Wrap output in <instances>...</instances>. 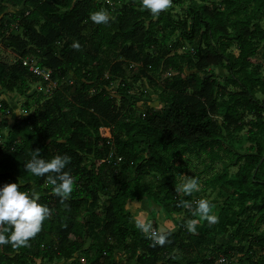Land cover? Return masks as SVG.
Returning a JSON list of instances; mask_svg holds the SVG:
<instances>
[{"label": "trees", "instance_id": "obj_1", "mask_svg": "<svg viewBox=\"0 0 264 264\" xmlns=\"http://www.w3.org/2000/svg\"><path fill=\"white\" fill-rule=\"evenodd\" d=\"M199 1H191L185 18L175 21L172 6L180 7L184 0H171L158 16L138 0H0V45L15 57L11 64L0 61V88L23 96L34 85H46L22 65L27 57L49 70L50 82L57 85L34 115L13 122L1 146L0 187L17 183L30 195L35 190L49 214L27 245H0V264L37 259L49 264H121L116 252L134 264H214L221 256L230 264L227 258L234 254L240 255L239 264H264V230L258 233L264 227V99L256 96L264 97V55L259 56L264 28L256 19L264 14V0ZM8 7L20 8L18 16L9 15L20 35L5 36ZM101 10L109 14L108 23L91 20ZM165 32H178L179 39L166 46ZM75 42L79 49L72 47ZM110 54L121 56L137 76L123 78L120 63H112ZM217 67L227 75H216ZM68 73L76 82L63 83ZM138 78L158 92L163 109L136 117L127 99L116 100L108 92L120 80L118 95H127L128 81ZM8 110L0 102V119ZM1 120L4 129L7 122ZM244 128L251 145L244 155L234 154L242 164L227 182L228 203L217 210L215 223L208 222L212 229L190 231L187 223L199 214L197 202L177 190L181 171L175 169L173 175L174 161L195 151L198 158L205 156L206 168L224 158L222 151L228 152L223 132ZM36 149L46 160L70 157L64 171L74 177V186L67 200L61 202L52 191L49 174L27 172L25 164ZM100 197L107 200L102 218L90 212L75 219L77 201L86 199L91 207ZM149 201L181 215L175 232L146 235L132 222L131 205ZM248 210L257 217L247 215ZM239 215L244 217L240 223ZM91 223L102 236L84 249ZM234 225L237 233L229 239L242 245L216 244L226 226Z\"/></svg>", "mask_w": 264, "mask_h": 264}, {"label": "rangeland", "instance_id": "obj_2", "mask_svg": "<svg viewBox=\"0 0 264 264\" xmlns=\"http://www.w3.org/2000/svg\"><path fill=\"white\" fill-rule=\"evenodd\" d=\"M110 3L111 0H106ZM141 2V0H138ZM191 1H195L199 3V0H184V3L182 6L174 5L172 8V18L177 20H183L186 16L187 8L190 5ZM6 16L5 21L9 23L8 26V32L5 34H21V29L17 27V22L9 15L18 16L20 13V8H7L5 11ZM258 23L264 28V14H260V17L257 18ZM163 37L164 44L166 46L176 42L179 39L178 32H174V34H168V32H165V34H161ZM1 40V39H0ZM61 45V42L56 44L54 46V51L57 52L58 47ZM230 52H232L235 56L237 55V51L234 47L230 49ZM264 55V46L261 44L259 46V56ZM14 54L11 52V50L6 49L4 46L0 48V61H3L7 64H11L14 60ZM109 60L112 63H120V69L121 73L123 75V78L131 80L133 77H136L138 74V71L136 69H132L128 64V62L124 61L123 58L119 55H109ZM213 72L216 75H222L226 76L227 71L222 68H215ZM105 74V77L106 78ZM262 77L264 78V72H262ZM125 79V81H126ZM119 81L117 80L114 83L111 84L110 88L108 89V92L111 94L112 97H114L116 100H119L121 97H124L129 101L133 108H134V114L136 117L141 116L146 110H151L153 113H157L159 109H163L165 105L162 103L160 98L158 97V92H153L151 89L147 88L148 84H146V81L143 79L135 80L134 82L128 81L129 84V91L127 95H118V85ZM76 82L73 75L71 73H68V77L63 82L64 84H69ZM132 83V84H131ZM147 86V87H146ZM57 85L54 83L51 85V87L43 88L41 90L35 89V86H33V90H31L26 93L23 96H20L18 94H15L14 92H8L4 91L0 88V102H5L9 106V110L6 113V116H4L1 119L6 120L7 126L6 128H2L1 122L3 120L0 119V157H1V146L3 142L6 139V135L9 131L10 126L13 124V122L18 119L19 117H27L29 115H34V113L41 109L42 103L47 100L48 95L51 91H54L56 89ZM143 91H147L148 94H143ZM41 96V99L39 97ZM257 98L260 100H263L264 97L260 94H256ZM25 108H28L27 111H25ZM245 121H248L250 119V116L248 114L244 115ZM247 128H244L241 132H234L230 131L229 133L223 132L224 140H225V147H227L228 152L222 154V159L213 160L208 167L202 166V159L205 157L204 155L201 156V158H198L195 151L190 152L189 154L183 155L179 158H177L174 161V170L173 175H176L177 170L179 169L181 171V174L179 176H176V183L178 188L180 189L181 185L186 182L187 178H197L199 182V189L195 190L191 193L193 199L197 202L200 199H206L210 202L214 203L215 209L212 210L211 214H214L217 218L218 214L216 213L218 209L221 207L226 206L225 204L228 203V188H227V182L232 181L234 178V174L236 173L239 166L242 164V160L238 159L237 155L242 156L246 152V150L250 147V143L247 141L245 132ZM237 154V155H234ZM200 174H197V173ZM217 179V182L213 183V180ZM145 181V180H144ZM227 190V191H225ZM107 202L106 198L100 197V201L97 202L94 206H89V201L86 202V199L77 201L76 205V214L75 219L81 220L83 216L88 215L90 212H93L96 214V218L100 219L102 218L101 214V207L105 205ZM147 202H144L140 204L139 207L136 205H131L130 210L132 217V222L137 225H144V227L147 230H143L146 235L150 234L151 231L154 232H175L177 227L176 224L180 220L181 215H176L170 212V208L162 209L160 210L158 206H156L152 201H149L148 205H146ZM137 207V210H136ZM232 209L235 211L239 210L237 205H232ZM156 214V216H153V214ZM231 213V212H229ZM247 215L249 216H256V212L253 210H248ZM243 216L239 215L238 220L239 223L243 221ZM257 219V218H256ZM255 219V220H256ZM195 220L197 221L195 231H202L204 227H207L208 229H212V225L208 224V221L204 219L200 214H198L195 217ZM254 220V221H255ZM239 226H242L245 228V224H239ZM91 234L90 238L87 239L84 249L89 247L92 242L98 243V239L101 238V233L99 231V228L91 223ZM238 225L234 226H226L225 228V234L220 236L216 240V244L225 246H240V242L236 239H229V235L235 236L237 233ZM264 230V227H261L258 230V233H261ZM115 260L118 263H126V264H134L133 262L127 263L125 261L124 256L120 252H116ZM228 262L230 264H239L240 255L234 254L230 258H227ZM31 264H49L44 260H35ZM57 264V263H55Z\"/></svg>", "mask_w": 264, "mask_h": 264}, {"label": "clouds", "instance_id": "obj_3", "mask_svg": "<svg viewBox=\"0 0 264 264\" xmlns=\"http://www.w3.org/2000/svg\"><path fill=\"white\" fill-rule=\"evenodd\" d=\"M142 7L149 10L153 15H159L166 10L171 0H141ZM91 20L97 24L108 23L109 14L106 11H96L91 14ZM73 48L79 49L78 42L73 43ZM70 162L68 155H56L51 160L41 157L40 150H32V158L25 164L27 172L34 176L43 177L45 174L48 181L53 186L52 191L61 198V202L67 200L74 186V177L64 171ZM199 189L197 178H187L179 190L186 194H191ZM39 193L33 190L30 195L20 191L17 183L5 184L0 187V245L11 244L13 247L27 245L29 239L40 232L42 222L49 214L47 206L40 204ZM196 211L209 223H215L217 217L212 212V206L206 199L197 201ZM197 221L189 220L187 227L190 231H195ZM143 230H147L144 225H138ZM159 243H164V237L159 238Z\"/></svg>", "mask_w": 264, "mask_h": 264}, {"label": "built area", "instance_id": "obj_4", "mask_svg": "<svg viewBox=\"0 0 264 264\" xmlns=\"http://www.w3.org/2000/svg\"><path fill=\"white\" fill-rule=\"evenodd\" d=\"M0 48H1V45H0ZM21 60H22V65L24 67H27L29 72L33 73L37 77H40L42 79V82L46 83V85L44 87L42 86L43 85L42 83L34 85L35 89L41 90L43 88L51 87V85L53 83L50 82L51 78H50V71L49 70L38 68L36 66V60L34 58L27 57V58H23ZM32 90H33V88H32ZM111 157H112V155H110V158ZM120 160H121V158L117 157L116 163L120 162ZM154 233H155L154 231H151L150 235L154 234ZM225 260L226 259L221 256L214 262V264H224L226 262Z\"/></svg>", "mask_w": 264, "mask_h": 264}, {"label": "crops", "instance_id": "obj_5", "mask_svg": "<svg viewBox=\"0 0 264 264\" xmlns=\"http://www.w3.org/2000/svg\"><path fill=\"white\" fill-rule=\"evenodd\" d=\"M137 207H139L140 205H136ZM137 207H136V210H137Z\"/></svg>", "mask_w": 264, "mask_h": 264}]
</instances>
